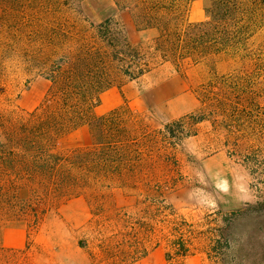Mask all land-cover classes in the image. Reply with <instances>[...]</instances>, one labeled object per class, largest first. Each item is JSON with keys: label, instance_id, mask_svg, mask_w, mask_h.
<instances>
[{"label": "rangeland", "instance_id": "1", "mask_svg": "<svg viewBox=\"0 0 264 264\" xmlns=\"http://www.w3.org/2000/svg\"><path fill=\"white\" fill-rule=\"evenodd\" d=\"M245 1L258 2L251 55L159 65L105 89L91 123L45 142L63 159L89 149L100 141L99 118L114 110L142 138L194 113L202 90L228 98L230 91L208 86L222 75L241 70L257 82L247 100L232 96L239 108L232 121H187L173 137L156 134L155 145L168 149L144 155L123 181L91 166H23L39 158L8 134L49 89L45 26L72 30L70 50L95 39L106 19L143 49L157 31H138L115 0L0 2V264H264V0ZM181 2L185 23L210 18L211 0ZM11 153L18 166H10ZM173 228L190 242L185 257L167 256L169 239L180 235Z\"/></svg>", "mask_w": 264, "mask_h": 264}, {"label": "trees", "instance_id": "2", "mask_svg": "<svg viewBox=\"0 0 264 264\" xmlns=\"http://www.w3.org/2000/svg\"><path fill=\"white\" fill-rule=\"evenodd\" d=\"M9 1L0 0L3 4ZM181 1L115 0L118 7L131 11L138 31H157L144 49L129 42L113 28L111 19L95 28L96 40L82 41L73 50L67 48L75 37L72 30L62 25L43 28L39 37L50 48V55L44 62L50 86L43 102L26 113L22 128H19L22 132L14 130L8 134L9 141L23 149L24 154L39 158L34 163L21 161L23 166H91L104 177L123 181L132 176L134 167L139 166L144 155L168 149L166 143L155 145L152 138L156 134L173 137V128H180L187 121L215 124L218 117L228 122L235 119L239 108L232 102V96L242 102L247 100L251 97L252 84L257 83L249 80V75L241 70L222 75L217 82L208 85L230 91L228 98L220 95L211 98L209 91L202 90L198 110L166 123L153 133L143 131L142 138L131 135L119 110H114L99 118L100 141L96 145L74 152L66 159L48 153L47 140L95 119L94 109L100 93L113 85L141 79L165 63L175 66L183 62L198 64L225 53L236 55L243 52L241 57L252 54L247 50V43L259 24L258 2L211 0L207 21L185 23ZM9 160L10 166H18L14 154L11 153ZM172 231V234L180 235L169 239L167 256L185 257L189 254L190 242L181 235L179 228Z\"/></svg>", "mask_w": 264, "mask_h": 264}, {"label": "crops", "instance_id": "3", "mask_svg": "<svg viewBox=\"0 0 264 264\" xmlns=\"http://www.w3.org/2000/svg\"><path fill=\"white\" fill-rule=\"evenodd\" d=\"M199 103H200V102H199ZM199 106H200V104H199ZM199 106H198V108H199ZM198 108H197V109H198ZM197 109H196V110H197ZM184 115H186V114H184ZM182 116H183V115H182Z\"/></svg>", "mask_w": 264, "mask_h": 264}]
</instances>
